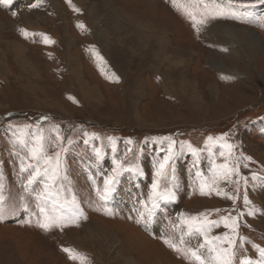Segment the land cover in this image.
Segmentation results:
<instances>
[{"label": "rangeland", "instance_id": "obj_1", "mask_svg": "<svg viewBox=\"0 0 264 264\" xmlns=\"http://www.w3.org/2000/svg\"><path fill=\"white\" fill-rule=\"evenodd\" d=\"M35 2L0 3L6 209L0 264H196L187 250L226 233L244 238L233 264L249 258L258 264L264 258V0H233L230 13L226 0H205L211 15L200 31L187 15V0H42L30 7ZM220 4L226 14L212 18ZM222 26L257 32L259 48L235 51ZM14 42L23 46V58L12 53ZM251 63V83L258 85L246 86L237 75ZM41 134L53 165L59 152L58 175L52 181L42 172L25 190L30 171L21 173L19 165L21 158L32 161L24 142ZM172 141L175 154L157 177ZM222 145L233 146L230 154ZM116 161L125 170L101 199ZM213 162L238 167L239 176L222 178ZM38 205L59 226L40 228ZM239 213L233 233L222 217ZM194 217L204 232L189 231L186 222ZM208 248L201 253L207 256Z\"/></svg>", "mask_w": 264, "mask_h": 264}, {"label": "snow or ice", "instance_id": "obj_2", "mask_svg": "<svg viewBox=\"0 0 264 264\" xmlns=\"http://www.w3.org/2000/svg\"><path fill=\"white\" fill-rule=\"evenodd\" d=\"M11 0H0V3H4V4H8L10 3ZM68 2L70 3L71 0H68ZM173 4L176 3V0H172ZM40 3H42V0H36L35 3L31 4L30 7H38L40 5ZM188 5L190 6L191 10L187 11V15L189 16V18L192 20L193 22V27L197 29V31H200V28L197 27L198 25H203L205 23V20L208 18L209 15H211V13H209L207 11V5L205 4V0H187ZM213 3H215V0H213ZM226 4L227 6H229L227 8V12H231V5L233 4V0H226ZM203 7L204 11L199 13V18H198V13L197 10L199 8ZM77 11H79L78 9H76ZM17 13L13 12L12 15L15 16ZM226 11H225V7L224 4H220L217 5V11L215 13V15L212 18H215V16L217 15H225ZM80 28H84L83 24H79L77 25ZM21 33L24 35H27V30L25 29H20ZM53 41H51L47 36H45V43H52ZM98 59H100L101 61L103 60V57H100L98 53H94ZM118 79V77H117ZM41 119H47L46 117H42ZM28 127V126H26ZM57 139H60L59 136H57ZM112 139V138H109ZM155 139V138H154ZM162 139L165 140H170L169 137H164ZM208 140L211 141L212 137H208ZM25 143V148L28 151V158L30 159V161H32L31 163H26L24 158H21V162H20V172L24 173L26 171H30V175L28 176V180H27V184L25 186V190H27V186L32 185L34 181H36L38 179V177L41 176L42 172L43 175L48 176L49 180L54 181L56 176L58 175V170H59V166H60V160H59V152L56 153V161L55 164L53 165L52 162V158L50 156L45 155V151H44V137L43 135H39L37 137H34L33 140L31 141V143L28 142H24ZM175 141H172L169 144L168 147V154L164 156V159L159 163V167L157 169L156 172V176H162L165 172V169L167 167V165L169 164L170 160L172 159L174 153L173 147H174ZM181 147H183V144L181 145ZM222 147H226L227 149H229V154H230V150L233 147L232 145H222ZM193 151H195L193 149ZM224 153L222 152L221 155H223ZM97 156H99V150H97ZM246 159H250V158H246ZM41 163H43L44 167L43 169L41 168ZM245 167H247V165H245ZM213 168H219V169H223V171L220 173V175L222 176V178H229L231 176V174L233 172L236 173L237 176H239V171H238V167L237 168H231L229 167L227 164H222V165H216L213 162ZM34 169V170H32ZM51 169V175H49V170ZM125 170L123 168V166L121 165V163L119 161H116V167L113 169V174L109 177H107L105 179V187H104V191L103 194L101 195V199H107L109 196V193L113 190L112 186L115 183V179L116 176L119 174L120 171ZM252 179L255 180L257 179L256 175L253 174ZM245 184H247V178H245ZM48 185H45V188H47ZM204 187L205 185L201 186V192L203 193L204 191ZM153 188L156 189L158 188V183L157 181L154 180L153 182ZM3 190V185L0 184V193H2ZM217 192V195H221V191L219 189H214ZM225 195H227L226 193H224ZM157 195L160 196V198L162 199H174V194L168 193V194H163V193H157ZM41 196H43V194H41ZM41 196H38L37 199H40ZM46 199V197H44ZM229 199H233V201L235 202V198L232 196H228ZM21 202H22V207L26 210L27 209V205L23 204V197L20 198ZM153 203L155 204V201H153ZM244 203L248 204L250 203V201L248 200V197L245 195L244 197ZM39 208V212L40 215L42 216V220L38 221V226L44 230H48L51 227L54 226H59V222L60 219L53 216V215H49L48 212L46 211V209L44 207H40L38 205ZM5 207H4V196L2 194H0V220H3L5 218ZM13 215H15V210H13L12 212ZM83 213H79V215H82ZM252 213L249 212V215H251ZM243 216V213H239L238 216L236 217H231V216H225L222 217V220L224 222V226L226 228H230L232 229L233 233L237 232V229L239 228V223L238 220L240 217ZM27 222V221H26ZM75 222V221H73ZM188 224V228L189 231H193L195 230L196 232H204V229L206 227L205 224L201 223L199 225H197L195 223V217L192 218L191 222H186ZM214 223V222H213ZM237 240H239L241 243L244 242V238L243 237H239L238 234L235 236H230L227 233L223 236V237H213L211 240H209L206 236H205V243L199 245V248L196 249H188L187 252L185 253L186 258L189 259H193L194 261H196V264H233V261L235 259L236 256V249H237ZM216 241H222L223 243H226V247L224 246H218L216 244ZM167 243V241H165ZM205 244H207L209 246L208 248V255L205 256L201 253L200 249L205 247ZM173 248H175V245H171ZM65 252H72L71 249H64ZM262 257H264V249L260 250ZM72 259H76L77 256H72L70 257ZM81 259H83V257H80ZM240 264H250V258L248 260L245 259H241ZM258 264H264V258H262Z\"/></svg>", "mask_w": 264, "mask_h": 264}, {"label": "bare ground", "instance_id": "obj_3", "mask_svg": "<svg viewBox=\"0 0 264 264\" xmlns=\"http://www.w3.org/2000/svg\"><path fill=\"white\" fill-rule=\"evenodd\" d=\"M90 7H92V5ZM221 28L223 30L222 33H221L222 37L225 38V39L228 38V41H229L230 44L237 45V48H235V51H238V52L242 51L244 53H246V52H248V53H255L258 45H260V43L258 42L257 37H255L253 34H250L248 32H245L244 30L241 31V30H239L237 28H234V27H231V26H222V27L219 28L220 32H221ZM247 31H249V30H247ZM13 46L14 47H13V52L12 53L14 54V56H17V54H18V55L22 56L21 58H23L25 56L24 55V48H23V46L20 45V44L17 45V44H15V42L13 43ZM221 66H222V64H221ZM221 66H219V67H221ZM77 68L78 67H74V70L76 71Z\"/></svg>", "mask_w": 264, "mask_h": 264}, {"label": "crops", "instance_id": "obj_4", "mask_svg": "<svg viewBox=\"0 0 264 264\" xmlns=\"http://www.w3.org/2000/svg\"><path fill=\"white\" fill-rule=\"evenodd\" d=\"M231 27H233V26H231ZM241 28V27H240ZM242 30H244L245 32H248V33H250V34H253L255 37H258V35L260 36V34H258L257 32H254L253 30H250V29H242ZM247 30H249V31H247ZM260 38L262 39V37L260 36ZM263 42V41H262ZM231 45H234V44H231ZM235 47L237 48V45H235ZM222 65H223V63H222ZM249 66V67H248ZM248 66H246L245 68H243V70L244 71H246L247 73H245V74H241V72H240V74H238L237 76L239 77V78H242L243 80H245V85L246 86H248L249 84H255V82H253V83H251V81H253L254 80V75H252V74H250L249 73V69H251V70H253L254 68H255V66H256V64L255 65H248ZM222 67V66H221ZM261 75H264V73L262 74V72H261ZM263 78H264V76H263ZM264 80V79H263ZM217 85H218V83H217ZM255 85H258V84H255ZM218 89V92H220L219 91V85H218V87H217Z\"/></svg>", "mask_w": 264, "mask_h": 264}]
</instances>
